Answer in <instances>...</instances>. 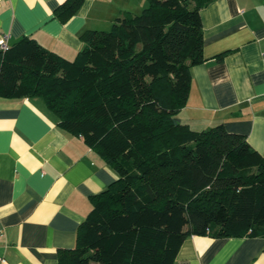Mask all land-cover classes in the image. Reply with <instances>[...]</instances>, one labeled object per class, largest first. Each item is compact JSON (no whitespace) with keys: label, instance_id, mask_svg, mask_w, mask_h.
Here are the masks:
<instances>
[{"label":"trees","instance_id":"obj_1","mask_svg":"<svg viewBox=\"0 0 264 264\" xmlns=\"http://www.w3.org/2000/svg\"><path fill=\"white\" fill-rule=\"evenodd\" d=\"M83 1L55 15L69 19ZM210 1L147 0L109 30H85L72 60L29 36L0 48V97L40 98L117 175L89 197L57 264H175L191 234L264 237V157L222 124L196 130L178 117L190 69L205 61Z\"/></svg>","mask_w":264,"mask_h":264},{"label":"crops","instance_id":"obj_2","mask_svg":"<svg viewBox=\"0 0 264 264\" xmlns=\"http://www.w3.org/2000/svg\"><path fill=\"white\" fill-rule=\"evenodd\" d=\"M65 0H0V36H23L72 60L88 29L111 27L147 0H84L69 19ZM205 61L190 69L178 117L199 130L222 124L264 157V0H211L201 8ZM224 55L220 60L216 56ZM117 177L81 136L60 128L38 97H0V256L7 264H57L73 248L89 197ZM175 264H264V237L187 236Z\"/></svg>","mask_w":264,"mask_h":264},{"label":"built area","instance_id":"obj_3","mask_svg":"<svg viewBox=\"0 0 264 264\" xmlns=\"http://www.w3.org/2000/svg\"><path fill=\"white\" fill-rule=\"evenodd\" d=\"M7 47H8V44H7L6 36L4 35L0 36V48L6 49ZM0 264H7L6 260L2 256H0Z\"/></svg>","mask_w":264,"mask_h":264},{"label":"rangeland","instance_id":"obj_4","mask_svg":"<svg viewBox=\"0 0 264 264\" xmlns=\"http://www.w3.org/2000/svg\"><path fill=\"white\" fill-rule=\"evenodd\" d=\"M110 29V27H108V28H105V29H102V30H109Z\"/></svg>","mask_w":264,"mask_h":264}]
</instances>
